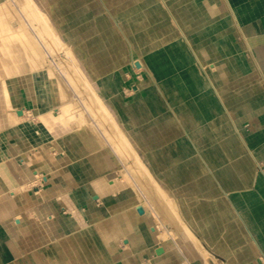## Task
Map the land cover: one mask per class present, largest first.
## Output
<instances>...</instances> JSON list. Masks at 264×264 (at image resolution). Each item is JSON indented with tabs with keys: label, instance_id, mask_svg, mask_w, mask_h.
Wrapping results in <instances>:
<instances>
[{
	"label": "crops",
	"instance_id": "1",
	"mask_svg": "<svg viewBox=\"0 0 264 264\" xmlns=\"http://www.w3.org/2000/svg\"><path fill=\"white\" fill-rule=\"evenodd\" d=\"M100 3L103 13L95 19V28L108 54L112 56L123 50L129 63L128 69L133 68L131 62L135 57L138 61L134 67L144 71L148 80L143 86L155 92L153 95L157 101L153 103V107L149 109L144 105L143 108L140 106L135 119L130 117L135 126L142 125L148 118L151 120L158 117L149 125L153 127L154 135L147 137L145 147H162L167 159L172 160L174 138L171 134L179 133L177 141L190 149L189 159L194 164V169L184 170V173L198 176L194 178L201 182L202 187L211 182L212 192H204L208 190L207 186L201 189L197 186L196 190L200 195L215 199L217 209L223 207L224 215L235 221L237 238H226L223 234L226 228L209 230L204 225V217H199L201 222L197 220L196 211L188 203L185 194L161 183L164 181L157 177L156 164L141 155V146L126 133L124 121L119 117L122 130L148 167L151 176L176 200L181 220L202 246H208L213 253L227 260L228 264H248L259 256L264 259V0H130L120 12L111 11L101 0ZM91 40H95V48L98 40L95 37ZM209 59L215 63L206 69L202 61ZM86 66L92 78L102 76L101 66L93 62ZM108 66L107 64L106 68ZM118 66L121 67V64ZM218 68L219 72L215 73L214 70ZM227 83L245 84L249 86V91L240 96L235 93L226 94L227 90H232L228 89L230 85ZM129 84L136 97H143V86H131L133 81ZM26 95L35 97V94ZM162 104L165 106L163 115L160 114ZM24 111L29 125L28 132L38 135L35 139H39V145L54 146L55 138L41 121V115L34 113L33 108ZM161 123L168 126V130H165L166 126L163 128L168 134H162L159 129L162 128ZM199 132H205L204 139L198 137ZM28 140L32 142V146H38L31 135H28ZM78 146V160L72 161L73 164L67 166L68 169L65 167L67 171L62 168L54 171V181H61L69 187V191L84 188L87 195L93 197L92 209L102 218L107 217L113 207L118 210L111 213L122 211L124 205L121 204L128 197L122 194L126 188L121 178L116 177L117 170L105 173L100 171L99 175L90 166L77 164V161L86 156L84 148L79 143ZM259 163L263 164L262 169H259ZM150 164L152 167L148 166ZM2 178L6 179L8 176L0 175L1 180ZM106 179L108 185H104L107 183ZM202 182H205L204 185ZM3 183V180L0 181V189H3ZM36 188L42 190L40 184L33 187ZM33 189V194L39 195L42 192L38 190L35 193ZM94 199L102 205L94 207ZM64 202V207L68 209L62 211V214L64 211L68 212L67 215L63 214L64 219H73L76 225L85 226L91 221L89 217L93 218H87L85 212L88 211L82 205L79 208L69 203L68 199ZM103 202L108 204L104 205ZM30 206V210L37 211L43 207L39 201ZM70 212L73 216L69 215ZM43 222L44 219L41 220ZM40 227L42 229V225ZM29 229L30 226H26L24 231L30 232ZM167 230L169 231L168 227ZM40 235L35 236L38 238ZM12 238L14 240L12 236L9 239L12 241ZM36 238L33 243L38 242ZM170 239L171 243L176 240L172 237ZM4 240L6 242L4 241L5 246L4 243L1 246L0 260H5L7 253L14 251L8 248L11 243L8 238L4 237ZM180 241L184 240L179 238L178 242ZM242 243L245 247L242 252L237 253L238 250L235 249ZM166 258L161 264H169L170 261L173 263L175 260L172 255Z\"/></svg>",
	"mask_w": 264,
	"mask_h": 264
},
{
	"label": "bare ground",
	"instance_id": "2",
	"mask_svg": "<svg viewBox=\"0 0 264 264\" xmlns=\"http://www.w3.org/2000/svg\"><path fill=\"white\" fill-rule=\"evenodd\" d=\"M11 5L9 12L16 10L11 12V16L9 12L2 14L0 11V170L8 174V178H2L4 187L0 189V196L4 200L0 204V220L9 218L15 224L13 229L29 235L30 242L27 245L30 248L35 244L33 240L37 234L34 235V232H41L36 238L38 243L41 246L46 243L50 245L54 255L40 254V264H43V260L47 264H161L170 255L175 260L169 264H219L183 223L176 200L151 176L148 167L122 130L119 117L109 111L93 87L89 70L87 76L69 47L63 49L65 42L61 31H58L60 28H55L34 0H10ZM94 41L89 39L87 48L94 49ZM59 50L64 51L65 62L57 60L48 65L45 56L55 54L56 58ZM137 61L134 57L131 62L133 68ZM16 73L21 80H28V87L30 79L28 76L25 78L26 75L36 73L43 79L48 98L44 104H47L49 117L47 120L42 117L41 121L53 134L54 146L42 144L39 149L29 151L28 145L32 142L28 140V135L33 139L34 136L33 132H28L24 110L33 108L37 114L42 109L43 101L37 102L34 97L28 96L27 100H22L20 96H14L13 82L9 76ZM198 137L204 139L205 132ZM78 143L84 148L86 156L77 164L90 166L99 175L100 171L105 173L117 170L116 177L121 178L126 188L122 194L128 197L121 204L124 205L122 211L111 213L118 210L113 207L109 215L102 218L92 209L93 197L87 195L84 188L72 189L70 192L69 187L61 181H54V171L64 169V165L70 166L72 161L78 160ZM38 184L42 192L36 195L31 190ZM66 199L79 208H86L88 212H84L87 218L93 217H89L91 221L85 226H79L73 219H64L62 211L68 210L64 207ZM98 199L101 201L100 196ZM38 201L43 207L40 211L29 210L35 224H31L30 232H26L22 212H27L30 204ZM138 209L142 210V214L138 213ZM69 215L73 216V213ZM43 219L45 222L41 223ZM4 237L0 234V253ZM171 237L176 238L173 244L168 239ZM179 238L184 241L178 242ZM13 252H6L5 257L8 258ZM14 254L17 255L16 252ZM16 264L24 263L19 260Z\"/></svg>",
	"mask_w": 264,
	"mask_h": 264
},
{
	"label": "rangeland",
	"instance_id": "3",
	"mask_svg": "<svg viewBox=\"0 0 264 264\" xmlns=\"http://www.w3.org/2000/svg\"><path fill=\"white\" fill-rule=\"evenodd\" d=\"M34 1L46 13L45 15H47V17L50 19V21L55 26V28L56 26L57 28L60 27V30L58 31L62 32L61 34L62 39L65 42V46L63 47V49H68L69 47L70 51L76 56L79 67L81 68L82 71L85 72L87 76H88L87 74L88 68L86 67V65L87 64L91 65L93 60H94L93 62L94 64H97L103 68L102 76H100L99 78L94 79L89 76V79L91 78L90 81L93 87L98 92L100 97L103 99L109 111L113 113L115 116L122 118V120L124 121L123 127H125L126 133H128L133 138H135L137 143H139L137 145L141 146L140 148L141 155L144 156L146 160L150 161L152 164H156L155 167L157 170V175H158L157 177H160L164 181L161 183L166 184L167 187L170 186L171 189L173 190H178L179 192H182L183 194H185L187 200H189L188 203L191 204L192 209L196 211L197 220L201 222L199 217H204L205 219L204 225H206L209 230L216 231L218 228L219 230L226 228L223 231V234L225 235L226 238H228L229 240L234 239V237L237 238L238 233L236 231L235 221L228 218V216L224 215L225 210L223 209V207H220V210L217 209L215 199L210 198V196L206 197V196H203L202 194L200 195L198 191L196 190L197 186H199L198 189H201V188H204V186H207L208 190H205L204 192L205 193L206 191L212 192L213 187L211 185V182L207 185H204L205 182H202L204 185L202 187L201 182H198V180H195L194 178L198 176H196L194 173L192 174L190 173V175L189 173L188 174L184 173V170L191 171L192 169H194V164L189 159L191 156L190 149L181 145L177 141L180 138L179 133L171 134L172 138H174L172 142L173 143L172 145L174 146L172 150L174 154L173 155L174 158L172 160L167 159L166 155L163 152L164 148L162 147H155V148H149L147 146L145 147L144 142L147 139V137L149 136L151 137V134L154 135V132H152L153 127H149V125L153 123V120L158 117L151 118V120L150 118H148L145 123H143L142 125H138V126H135L133 121H131V118L135 119L134 117L136 115L135 113L139 110L140 106L143 108V105H144L145 108H149V109L153 107V103H156L157 101L153 95L155 92L151 90V88L143 86L144 82L148 81L145 78L144 71L138 70L139 68H137L136 66H135L136 68L134 67L132 69H128L129 63L127 62L126 53L123 50L117 53H114L112 56L108 54L107 49L105 48L103 42L101 41V38L97 35L96 28H95V19L98 16H101L103 13L102 11L103 6L101 5L100 0H57V1L56 0H34ZM101 1L105 3V6L109 8L111 11L120 12L124 8L125 4L128 3L130 0H101ZM177 1L179 2V0ZM166 2H168V0H166ZM10 8H12V5L10 6V0H4V1L2 0V2L0 3V11L2 12V14L8 13ZM13 11L15 12L16 10L12 9L11 12ZM11 12H9L10 16L12 15ZM78 30L79 32H77ZM92 37H95L98 40L97 42L98 44L94 49L90 50L89 48H87L86 43ZM156 42H159V41L156 40ZM88 49L90 50L89 52H88ZM195 54L198 55L196 52ZM54 55L55 54H52L50 57H48L47 55L45 56V60L48 65L50 64V62L57 61V60L58 62L59 61L65 62V59L63 57L64 51L59 50V52H57L58 56L56 58L54 57ZM202 63L204 65L203 67L208 69L209 65L214 64L215 62L209 59L207 61H202ZM107 64L109 65L108 68H106ZM119 64H121V67L119 66L117 67V65ZM219 70H220L219 68L215 69L214 72L218 73ZM35 71L36 70H34V72ZM17 74L18 73L13 74V76H9L10 79L13 80V81L11 80V83L13 82L12 87H13L14 96L16 94V96L17 97L20 96L22 100L23 99L25 100V98L27 100L28 97L25 93H28V91H29V94L33 92L35 94L34 98L37 102L43 101V106L41 107L42 109L39 110V115H41V117H43L44 120H47L49 117L48 115L49 112L48 110H46L47 104L45 105L44 103L47 102L48 98L45 92V87H44L45 85H44L43 79L36 73H31L32 75L31 74L26 75L25 78H27L28 76V78L30 79V82H29L30 87H31L30 88L26 86V84L28 83V80H25L23 78L22 79L23 81H22L21 78L17 76ZM236 79L238 80L239 78H236ZM131 81H133L134 83V84H131V86L135 85V87H139V88L142 86L144 87L143 97H136V95L134 94V91L130 88L129 82ZM227 85H230L228 86V89L231 88L232 90H227L226 94L235 93L240 96L244 94L245 92L249 91L248 90L249 86H246L245 84L237 83L236 85H232L231 83L230 84L227 83ZM141 98H144L143 101L145 102H143ZM160 108L162 110L160 114L163 115L165 113V110H163L165 109V106H163L162 104ZM161 125H162V128L160 126L158 127H160L159 129L161 130L162 134H165L167 131L164 132L163 128H165L166 126L165 130H168V126L163 123H161ZM156 134L160 135V132H157ZM33 136H34V142H36L38 146H32L29 143L28 149L30 152L31 151L33 152L39 149L40 147L39 139L37 140L35 139V136L36 138H38V135L33 134ZM45 145L47 146V144ZM152 164L148 166L152 167L151 166ZM67 165L69 164H66L63 167H67ZM258 167L259 169L260 168L262 169L263 164L259 163ZM0 175L2 177L5 175L8 176V174L4 172H0ZM38 190L37 188L33 189V192L37 193ZM113 196L115 197V194ZM3 201L4 200H2V197L0 196V204H2ZM94 202H95L94 206L96 208L102 205V203L98 202V200H95ZM177 207L179 209L178 204H177ZM29 210L30 208H28L27 212H22V215L25 217L24 222L26 224L24 228H26V226H30L31 224H35V222L32 221L33 218ZM221 211L224 213H222ZM24 213H27V215L25 216ZM63 214L67 215L68 212L64 211ZM13 225L15 226V224H13V222L9 220V218L0 220V231H3L0 234L5 236L8 239L11 238V236L15 237L14 240L12 238V241H10L11 243H10L9 249H12L14 250V252L16 251L17 253V255L15 256L13 252V254L9 256L11 257L10 259H8L9 258L8 257L7 260L0 262V264L1 263L2 264H16L19 260L20 262L22 261L24 264H40L39 263L40 254L43 256L46 253H51L50 255L53 257L54 251H52L53 248H51L50 245H47L46 243L43 246H41L42 244H39L38 242H36L32 246V248H30L29 245H27V243L30 242L29 235L16 231L15 229H13L14 228ZM38 233L37 231H35L34 235L35 234L40 235V233L39 234ZM240 237H241V234H240ZM172 242L175 243V241L173 240ZM203 247L205 248L206 251L208 250L207 252L209 253L211 257H213L217 261H220L222 264H228L227 260L225 261L221 256H218L217 254L213 253L208 246L203 245ZM244 247H245V244L242 243V245L240 244L238 247H236L235 250H238L237 253H239L240 251L242 252ZM36 253L38 256L36 255ZM54 258H52L53 261H55ZM42 262L43 264H47L45 263L44 260ZM145 264H150V263H145ZM248 264H264V259H262V257L259 256L258 259L252 260Z\"/></svg>",
	"mask_w": 264,
	"mask_h": 264
},
{
	"label": "water",
	"instance_id": "4",
	"mask_svg": "<svg viewBox=\"0 0 264 264\" xmlns=\"http://www.w3.org/2000/svg\"><path fill=\"white\" fill-rule=\"evenodd\" d=\"M138 213H139V214H142V210H141V209H138Z\"/></svg>",
	"mask_w": 264,
	"mask_h": 264
}]
</instances>
